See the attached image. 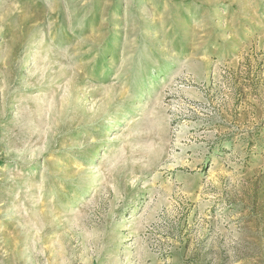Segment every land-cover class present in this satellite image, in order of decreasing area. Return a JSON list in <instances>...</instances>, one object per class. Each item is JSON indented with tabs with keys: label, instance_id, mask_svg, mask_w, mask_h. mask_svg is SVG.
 Here are the masks:
<instances>
[{
	"label": "rangeland",
	"instance_id": "obj_1",
	"mask_svg": "<svg viewBox=\"0 0 264 264\" xmlns=\"http://www.w3.org/2000/svg\"><path fill=\"white\" fill-rule=\"evenodd\" d=\"M0 264H264V0H0Z\"/></svg>",
	"mask_w": 264,
	"mask_h": 264
}]
</instances>
